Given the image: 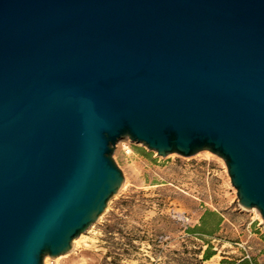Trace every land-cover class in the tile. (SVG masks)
I'll list each match as a JSON object with an SVG mask.
<instances>
[{"label": "water", "instance_id": "obj_1", "mask_svg": "<svg viewBox=\"0 0 264 264\" xmlns=\"http://www.w3.org/2000/svg\"><path fill=\"white\" fill-rule=\"evenodd\" d=\"M123 138L221 158L264 221V0H0V264L70 250Z\"/></svg>", "mask_w": 264, "mask_h": 264}, {"label": "rangeland", "instance_id": "obj_2", "mask_svg": "<svg viewBox=\"0 0 264 264\" xmlns=\"http://www.w3.org/2000/svg\"><path fill=\"white\" fill-rule=\"evenodd\" d=\"M112 159L125 187L65 257L42 264H264V221L238 205L221 158L159 157L123 138Z\"/></svg>", "mask_w": 264, "mask_h": 264}, {"label": "bare ground", "instance_id": "obj_3", "mask_svg": "<svg viewBox=\"0 0 264 264\" xmlns=\"http://www.w3.org/2000/svg\"><path fill=\"white\" fill-rule=\"evenodd\" d=\"M125 178L123 177V183H122V185H121V187L119 188V190H121V189H123L124 187H125ZM118 190V191H119ZM118 191H117V193H118ZM116 193V194H117ZM114 196V195H113ZM251 211H254V209H251ZM82 238V234H80L77 238H75L72 242H71V247L73 248V246H75L78 242H79V240ZM72 249H70L67 253H65V254H63V255H60V256H57V257H55L54 259L55 260H58V259H60V258H63V257H65L70 251H71ZM45 260H46V258H45Z\"/></svg>", "mask_w": 264, "mask_h": 264}, {"label": "trees", "instance_id": "obj_4", "mask_svg": "<svg viewBox=\"0 0 264 264\" xmlns=\"http://www.w3.org/2000/svg\"><path fill=\"white\" fill-rule=\"evenodd\" d=\"M208 214V213H207ZM206 215V214H205ZM204 218V215H203ZM202 220V219H201ZM220 221V218H218V221L216 222V224ZM205 259L209 258V254H205ZM248 262L245 259H242L238 262H233V263H226V264H247Z\"/></svg>", "mask_w": 264, "mask_h": 264}]
</instances>
